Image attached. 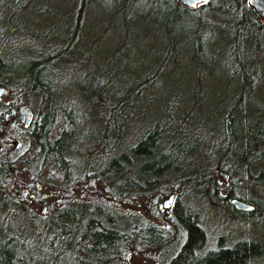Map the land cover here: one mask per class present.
<instances>
[{
	"label": "rangeland",
	"instance_id": "rangeland-1",
	"mask_svg": "<svg viewBox=\"0 0 264 264\" xmlns=\"http://www.w3.org/2000/svg\"><path fill=\"white\" fill-rule=\"evenodd\" d=\"M78 1L43 0L19 21L8 13L0 14L3 71L24 69L26 61L37 52L47 51L51 37H70L69 18ZM78 19L79 32L71 48L61 57V62L50 65L42 76L51 85L53 102L71 111L76 126L72 139L63 145L74 170L67 185L72 200L66 203L65 192L48 189L24 173H11L0 195H6L13 209L20 206L33 216H42L48 208L54 211L66 203L62 206L72 208L85 219L96 205L106 226L127 229L138 219L163 226L165 223L155 219L153 212L166 216L172 202L168 208L162 203L169 195L174 199L178 191L183 202L201 218L205 248H214L216 237L222 235L229 242L252 239L261 248L246 264H264V180L255 179L264 160V46L256 56L253 50L250 55L249 50H244L247 58L242 64L245 70L242 76L239 67L225 64L223 54L227 53L230 35L224 31L213 33L211 46L195 49L185 42L181 32H166L151 19L120 11L111 0H88ZM37 99L31 94L30 104H26L31 117L37 111ZM7 100L2 92L0 101ZM120 100L126 120L119 133L113 128L115 151L126 150L154 126L161 130L158 146L161 147V142L166 144L160 152L169 153L176 168L173 177L168 175L156 182L171 184L164 196H140L132 194L130 189L126 194L125 189L120 192L116 186L125 179L132 182L135 178L138 184L142 183L133 165L125 168L122 178L113 176V183L107 172L93 182L85 176L86 167H89L87 175L99 174L112 155V152L101 153L100 163L93 165L90 150H96V142L103 139L101 129L105 121L114 123L116 116L112 108ZM11 116L8 113L2 122L9 121ZM223 119L229 123V131ZM255 128L260 133H255ZM219 172L225 177L221 178ZM12 177L23 189L21 197L8 189ZM225 190L231 196H241L254 203L252 216L237 215L222 204L220 196ZM112 204L120 212L112 211ZM10 209L7 205L0 206V225L15 230L17 222L25 218L23 214H9ZM176 249L177 246L170 248L164 257L172 256ZM148 253L127 248L126 264H155ZM62 261L91 264L70 257Z\"/></svg>",
	"mask_w": 264,
	"mask_h": 264
},
{
	"label": "trees",
	"instance_id": "trees-1",
	"mask_svg": "<svg viewBox=\"0 0 264 264\" xmlns=\"http://www.w3.org/2000/svg\"><path fill=\"white\" fill-rule=\"evenodd\" d=\"M41 1L43 0H0V14L8 13L9 17L19 21ZM87 1L79 0L77 6L71 10L68 26L70 37L61 39V36H57L53 38L54 41L51 37L47 43V51L37 52L26 61L22 70L16 68L3 71L5 64H0V87L8 99L6 102L0 101V192L5 179L11 173H24L48 189L65 192L66 203L72 200V193L67 185L73 178L74 170L64 154L63 145L72 139L76 126L71 111L53 102L51 85L42 76L50 65L57 64L71 48L70 45L79 32L78 13L83 10ZM111 1L118 10L151 19L166 32H181L185 42L195 49L211 46L215 39L214 32L228 33L230 40L227 53L223 54L225 64L228 67H239L241 70L237 71L242 76L245 71L242 64L247 58L244 57V50H249V55L253 50L256 56L264 46V26L248 6L247 0H207L192 9L177 0ZM8 31L11 35V26ZM249 45L252 48H248ZM230 51H236L237 54L230 55ZM31 94L37 96L38 104L37 111L28 123L5 126L3 118L16 111L21 104H30ZM112 109L116 116L114 123L111 124L109 119L105 121L101 129L103 139L96 142V150H90L93 165L100 163L101 153L112 152V155L102 165L99 174L87 175L86 170L89 167H86L85 176L93 182L96 177L101 178L100 174L107 172L113 183V176L122 178L125 168L133 165L136 176H139L142 183L138 184L135 178L132 182L125 179L116 186L120 188V192L125 189L126 194L130 189L132 194L155 198L166 195L171 184L158 185L156 182L168 175L173 177L176 168L170 154L160 152L166 144L161 142V147L158 146L162 137L161 130L158 131L154 126L142 133L126 150L117 152L113 128L119 133L120 127L123 128L125 124L126 110L123 108V100ZM127 115L130 113L127 112ZM222 122L229 131L227 120L223 119ZM254 131L260 133L257 128ZM2 135L9 138L10 142H5ZM262 141L264 142V136ZM213 185L209 184L210 187ZM181 197L180 192L176 191L173 205L166 216H161L158 211L153 212L155 219L165 223L163 226L138 219L133 226L120 229L106 226L99 218V207L96 205L91 207V214L85 219L77 216L72 208L62 206L66 203L54 211L50 210L51 207L48 208L42 216H33L20 206L13 209L12 203L9 204L6 200V195H0V206L7 205L11 208L9 214L19 213L25 218V221L17 222L15 230L4 224L0 225V264H66L62 261L64 257H70L79 263L126 264L127 248L136 252L141 249L148 251V257L155 264H246L258 255L259 251L245 247L244 243L230 249H220L218 239H215L214 248L206 250V236L200 216ZM115 207V204L110 205L112 211L120 212ZM174 246H177L176 252L165 258L164 255Z\"/></svg>",
	"mask_w": 264,
	"mask_h": 264
},
{
	"label": "water",
	"instance_id": "water-1",
	"mask_svg": "<svg viewBox=\"0 0 264 264\" xmlns=\"http://www.w3.org/2000/svg\"><path fill=\"white\" fill-rule=\"evenodd\" d=\"M180 4L187 8H194L199 4L205 2V0H177ZM248 6L252 9L255 15L260 19V24L264 26V0H247ZM3 92V89L0 87V94ZM31 118V111L26 104H21L16 111L12 112V116L9 121L5 122V126L11 127L14 124L19 126L28 123ZM2 138L5 142H10V139L5 135H2ZM218 175L221 178L225 177L224 173L219 172ZM8 189L17 197H21L23 194V189L18 187L14 177L10 179ZM173 195H169L165 201H163L162 206L168 208L172 202ZM233 206L238 210L250 209L247 205L235 201H232Z\"/></svg>",
	"mask_w": 264,
	"mask_h": 264
},
{
	"label": "flooded vegetation",
	"instance_id": "flooded-vegetation-1",
	"mask_svg": "<svg viewBox=\"0 0 264 264\" xmlns=\"http://www.w3.org/2000/svg\"><path fill=\"white\" fill-rule=\"evenodd\" d=\"M262 163H263V166H262V168L258 169L255 178H261L262 180H264V160H263ZM220 199H221L222 204H226V206L233 213H235L237 215H240V216H243V217H250V216H252L251 214L256 209L254 203H251L249 200H247V199H245V198H243L241 196H233V195L231 196L230 193L227 190H225L223 192V194L220 196ZM233 200L238 201V202H241V203L247 205L248 207H250V209H244V210H238V209H236L233 206V204H232V201ZM173 201H174V199H173ZM173 201H172V205H173ZM216 239L219 240V244L221 246L220 249H222L224 247L230 249V247H234L235 245H237L239 243H244L246 245L245 247H249L251 250L254 249L255 251H259L260 248H261L260 245H259V243L257 241L252 240V239H240V240H236V241L234 240V241L229 242V241H227V237L224 236V235L217 236ZM205 249L208 250L209 248H205Z\"/></svg>",
	"mask_w": 264,
	"mask_h": 264
},
{
	"label": "snow or ice",
	"instance_id": "snow-or-ice-1",
	"mask_svg": "<svg viewBox=\"0 0 264 264\" xmlns=\"http://www.w3.org/2000/svg\"><path fill=\"white\" fill-rule=\"evenodd\" d=\"M205 2H207V0H205Z\"/></svg>",
	"mask_w": 264,
	"mask_h": 264
}]
</instances>
